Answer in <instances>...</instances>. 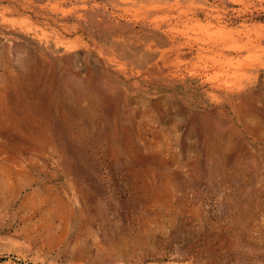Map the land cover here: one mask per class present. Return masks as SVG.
Returning a JSON list of instances; mask_svg holds the SVG:
<instances>
[{
	"label": "rangeland",
	"instance_id": "rangeland-1",
	"mask_svg": "<svg viewBox=\"0 0 264 264\" xmlns=\"http://www.w3.org/2000/svg\"><path fill=\"white\" fill-rule=\"evenodd\" d=\"M157 1L0 0V264H264V0Z\"/></svg>",
	"mask_w": 264,
	"mask_h": 264
},
{
	"label": "bare ground",
	"instance_id": "bare-ground-1",
	"mask_svg": "<svg viewBox=\"0 0 264 264\" xmlns=\"http://www.w3.org/2000/svg\"><path fill=\"white\" fill-rule=\"evenodd\" d=\"M155 3H157V4H159V1H157V0H153ZM178 5V4H177ZM176 5V6H177ZM172 6V5H171ZM184 11V10H183ZM182 13V12H181ZM182 16V15H181ZM201 29V28H200ZM207 31V30H206ZM215 34L218 36V37H221V38H226V34L222 31V32H218V33H216L215 32ZM224 34V35H223ZM228 37V36H227ZM212 38V37H211ZM229 38V37H228ZM205 39V38H204ZM209 39V38H208ZM219 41V40H218ZM209 43V42H208ZM215 44V43H214ZM219 44V43H218ZM235 47H233V49H234ZM241 50V49H240ZM245 50V49H244ZM249 50V49H248ZM239 51V50H238ZM237 51V52H238ZM251 53V52H250ZM252 60H254V61H257L258 62V59L256 58V57H253V58H251ZM214 60V59H213ZM232 61V60H231ZM260 61V60H259ZM217 62H219V61H217ZM216 62V63H217ZM245 62H247L248 63V61H245ZM228 64L230 63V61L229 62H227ZM246 63V64H247ZM260 63V62H259ZM231 64V63H230ZM232 64H234V66H233V71H232V73L230 74V75H228V74H226V72L224 71L225 69H223L222 67H218V68H215V71H213V73H212V75L213 76H215L216 78L217 77H219V78H221V80H219V84H220V86H224V87H226L227 89L228 88H230V89H232V90H238V89H240L241 88V86H243V79H242V81H240L239 82V80H241V78L240 77H237V75L238 76H240L239 75V73H238V71H240L242 68V64H243V61L242 62H240V61H235V62H232ZM261 64V63H260ZM249 65H251V64H249ZM220 66V65H219ZM245 67H248V66H246L245 65ZM214 78V77H213ZM245 87V86H244ZM231 90V91H232ZM226 91V90H225ZM1 108H2V105H1ZM0 173H3V174H5L6 175V173H9V172H7V169H5L4 167H0ZM8 184H7V182L4 180L1 184H0V190H2V191H7V189H8V186H7ZM74 196V195H73ZM56 211V210H55Z\"/></svg>",
	"mask_w": 264,
	"mask_h": 264
}]
</instances>
